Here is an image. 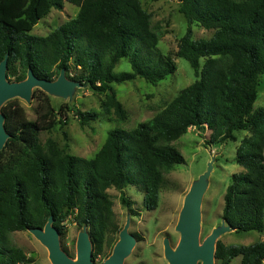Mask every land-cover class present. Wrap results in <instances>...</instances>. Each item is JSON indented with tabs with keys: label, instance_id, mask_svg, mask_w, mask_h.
Masks as SVG:
<instances>
[{
	"label": "trees",
	"instance_id": "obj_1",
	"mask_svg": "<svg viewBox=\"0 0 264 264\" xmlns=\"http://www.w3.org/2000/svg\"><path fill=\"white\" fill-rule=\"evenodd\" d=\"M66 2L79 7L76 16L47 35L32 33L53 7L62 10ZM179 11L188 26L176 55L189 61L197 78L150 119L109 130L93 157L69 153L52 138L42 142L40 133L66 124V110L81 125L96 119V111L68 104L56 109L47 95L40 97L34 120L18 97L2 106L9 138L0 150V264L32 263L12 234L44 227L51 216L61 235L69 218L90 224L98 258L115 220L107 190L136 187L144 209H156L165 174L185 162L174 141L192 127L209 131L211 143L249 132L237 147L243 170L226 188L222 217L236 232L264 231V106L253 107L264 74V0H179ZM193 23L212 35L195 38ZM161 34L141 0H0V62L8 55L10 80H24L29 69L54 80L65 69L73 80L105 94L104 111L121 118L126 111L114 84L136 78L157 84L176 69L174 58L158 47ZM122 58L130 71H115ZM238 255L242 264H263L264 241H218L220 264Z\"/></svg>",
	"mask_w": 264,
	"mask_h": 264
},
{
	"label": "rangeland",
	"instance_id": "obj_2",
	"mask_svg": "<svg viewBox=\"0 0 264 264\" xmlns=\"http://www.w3.org/2000/svg\"><path fill=\"white\" fill-rule=\"evenodd\" d=\"M141 2L152 15V24L162 31L158 47L162 53L170 54L174 58L176 63L174 72L157 84H152L144 78L114 84L117 97L126 111L124 118L119 117L114 110L111 113L104 111L102 103L106 99L105 94L97 93L79 81H76L79 84L67 95L48 92L39 86L34 87L30 101L18 97L29 119H36L40 97L45 95L50 97L56 109L62 104H68L81 110L96 111L98 114L96 119L81 125L77 115L66 110L64 118L67 123H59L50 131L41 132L42 142L52 138L69 153L93 157L105 142L109 130L116 127L125 129L136 127L138 123L153 117L183 88L195 81L197 77L189 61L176 55L180 39L188 26L186 18L179 11V0ZM78 11L79 7L69 2L65 3L62 10L53 7L50 13L34 26L32 33L47 35L58 25L76 16ZM192 28L195 38L210 37L213 33V30H208L197 23H193ZM130 70L131 64L127 58H122L115 67L116 72ZM71 75L72 72L65 70L66 78L75 81ZM261 106H264V74L261 76L258 96L253 104L254 109ZM247 134H249L247 130H238L235 132L236 140L211 143L209 131L204 132L192 127L176 139L174 146L182 152L185 162L176 164L165 174L166 184L161 191L159 206L154 210L144 209L143 193L136 187L128 186L123 190L111 187L107 190L113 199L115 218L118 222L121 225L131 223L132 229H139L144 234V238L137 241L123 264H170L165 254V240L169 239L174 248L179 244L181 233L176 226L185 197L198 182L199 177L209 169L210 164L212 167L201 206V243L215 229L224 226L222 217L224 194L232 175L243 170L236 161V151L241 139ZM123 196L128 200V204L123 202ZM84 230L85 228L78 226L72 218L65 221V233L61 235V243L71 257L77 255L78 235ZM12 239L34 258L29 264H53L48 248L30 230L16 231L12 234ZM261 240L264 241V231L236 232L232 229L223 233L217 239V243L221 241L229 245H241ZM112 249L113 247L107 245L97 262L106 260ZM215 264L220 263L216 260ZM230 264H242V256H236Z\"/></svg>",
	"mask_w": 264,
	"mask_h": 264
},
{
	"label": "water",
	"instance_id": "obj_3",
	"mask_svg": "<svg viewBox=\"0 0 264 264\" xmlns=\"http://www.w3.org/2000/svg\"><path fill=\"white\" fill-rule=\"evenodd\" d=\"M8 55L0 62V150L4 147L9 133L5 127V114L2 111L4 103L16 97L30 101L34 87H41L48 92H56L63 95L70 94L79 83L69 81L63 69L57 79L40 78L29 69L27 77L21 81H12L7 76ZM204 172L197 183L185 197L176 229L180 231L179 244L174 248L169 239L165 240V254L170 264H215L217 239L226 231L234 229L224 220V226L215 229L203 242L200 241L201 233V206L207 178L211 166ZM30 230L49 250V257L53 264H98L94 258L92 240L87 231L79 234L77 240V255L71 257L61 243V233L54 225L51 216L44 227H32ZM136 244V239L123 229L121 239L116 243L112 254L100 264H123Z\"/></svg>",
	"mask_w": 264,
	"mask_h": 264
},
{
	"label": "flooded vegetation",
	"instance_id": "obj_4",
	"mask_svg": "<svg viewBox=\"0 0 264 264\" xmlns=\"http://www.w3.org/2000/svg\"><path fill=\"white\" fill-rule=\"evenodd\" d=\"M113 222H114L113 223L114 225L112 226V228L108 229V231H106V233H105V237H104L103 245H102L103 249L107 245L113 247V249H114L116 243L121 239L122 230L125 228L127 229V233L136 239V243H137V241H141L144 238L143 232L139 229H132L131 223H129L128 225H121L116 218ZM76 223L78 224V222H76ZM78 226H80V225L78 224ZM80 227L85 228L84 231L88 232L89 237L92 240V247H93V254H94L96 252V246H95V241H94V237H93V229H92L91 225L90 224H83ZM113 249H112V252H113ZM112 252L109 254V256L112 254ZM95 259L97 260L98 258H95ZM101 262H103V260L98 261V264H100Z\"/></svg>",
	"mask_w": 264,
	"mask_h": 264
}]
</instances>
